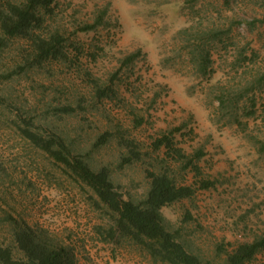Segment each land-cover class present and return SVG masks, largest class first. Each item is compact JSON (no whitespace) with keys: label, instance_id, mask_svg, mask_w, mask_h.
I'll list each match as a JSON object with an SVG mask.
<instances>
[{"label":"rangeland","instance_id":"1","mask_svg":"<svg viewBox=\"0 0 264 264\" xmlns=\"http://www.w3.org/2000/svg\"><path fill=\"white\" fill-rule=\"evenodd\" d=\"M44 20L35 33L62 37L64 57L37 62L29 38L0 29V247L23 258L14 230L27 225L79 264H167L108 236L78 160L134 203L150 174L190 187L162 213L203 264L264 236V0H55ZM163 137L171 147L155 148Z\"/></svg>","mask_w":264,"mask_h":264},{"label":"trees","instance_id":"2","mask_svg":"<svg viewBox=\"0 0 264 264\" xmlns=\"http://www.w3.org/2000/svg\"><path fill=\"white\" fill-rule=\"evenodd\" d=\"M16 1L7 2L3 6L5 8H0L1 31L10 37L29 38L33 42L37 62L64 57L61 49L62 37L54 33L46 38L35 33L43 27L44 16L51 13L55 0ZM100 23V20H97L94 24L86 26L83 31H93ZM135 57L137 54H132L129 59ZM203 63L200 71H205L208 67V60ZM29 135L34 142L39 143L35 135ZM53 143L42 142V147L52 151ZM56 143L61 148L65 147L62 141ZM163 146L171 147L168 137L160 138L155 142V148L159 149ZM53 153L58 159L62 155L57 151ZM203 155L202 151H198L196 157L200 159ZM178 156L180 159L184 158L181 153ZM191 164L192 162H187L186 166ZM73 168L112 214L113 227L107 232L109 237L113 238L119 234L128 238L142 246L155 261L167 264H203L197 256L189 253L177 241L162 213L165 206L190 198L193 194L190 187L179 186L166 172L150 174L151 182L145 199L134 203L123 199L115 190L109 172L105 168L95 172L80 160L74 162ZM209 186V183L204 184V188ZM14 239L23 253V258L16 259L11 249L0 247V264H79L70 247L57 242L45 231L19 225L14 230ZM263 251L264 236L251 243L240 244L227 255L226 263L246 264Z\"/></svg>","mask_w":264,"mask_h":264}]
</instances>
